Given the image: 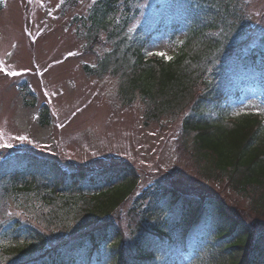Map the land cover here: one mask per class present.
Returning a JSON list of instances; mask_svg holds the SVG:
<instances>
[{"label":"trees","instance_id":"trees-1","mask_svg":"<svg viewBox=\"0 0 264 264\" xmlns=\"http://www.w3.org/2000/svg\"><path fill=\"white\" fill-rule=\"evenodd\" d=\"M239 3L93 0L89 14L75 20L90 38L91 49L104 43L98 36L103 31L117 41L123 52L118 57L120 65L135 72L122 94L139 96L147 120L187 112L184 129L193 135L208 162L198 170L199 177L223 183L224 191L234 192L264 217V117L248 114L225 122L221 111L223 99L238 97L246 84L264 88V36L255 46L250 45L255 37L232 43L240 28L236 20L244 17ZM61 5L67 11L80 3L65 0ZM141 15L146 20L139 27L140 36L137 32L132 39L128 28ZM168 29L172 39L180 30L187 32L179 42V53L145 61L142 49L149 38ZM110 59L104 57L95 74L116 67ZM83 71L94 75L89 63H84ZM133 173L125 166L68 172L58 162L28 152L1 159L3 192L13 194L17 202L37 199L46 207L36 218L42 224L29 219L11 226L14 238L0 245V264H77L86 253L90 264H102L106 258L111 259L109 264H179L178 255L185 257L200 247L202 251L190 264H264V221L250 222L235 208L229 213L221 201L207 204L185 197L181 189L155 185L135 196L138 181ZM132 199L142 207L129 208L131 219L125 228L122 212ZM165 200L172 201V213H183L175 226L183 232V240H174L161 226L169 217L160 206ZM215 219L216 234L202 243ZM53 237L62 239L58 246Z\"/></svg>","mask_w":264,"mask_h":264},{"label":"rangeland","instance_id":"rangeland-1","mask_svg":"<svg viewBox=\"0 0 264 264\" xmlns=\"http://www.w3.org/2000/svg\"><path fill=\"white\" fill-rule=\"evenodd\" d=\"M63 1L0 0V69H5L0 72V160L25 151L35 153L27 151L30 149L40 152L39 157L58 162L68 172L82 169L92 173L125 166L133 169L132 176L138 181L135 196L155 185L181 189L185 197L207 204L221 201L229 213L235 208L250 222H263L264 217L257 215L262 211L247 206L234 192L224 191L223 183L199 177L198 170L206 168L208 162L198 151L193 135L184 129L187 112L147 120L146 106L139 96L122 94L133 69L120 65L118 57L123 52L117 41L103 31L98 36L104 43L91 49L90 38L75 20L89 14L93 0H78L80 5L67 11L61 8ZM239 2L244 17L236 20L240 28L237 36L233 34L232 43L250 42L255 37L250 44L255 46L257 39L264 36V0ZM139 23L142 18L128 28L132 39ZM185 36V30L173 40L157 34L147 44L145 54L175 55L179 52L177 44ZM104 57H110L109 62L117 68L112 65L95 74V67ZM84 63L91 64L94 75L85 74ZM8 71L19 74L9 76ZM241 92L239 99H228V115L240 118L259 113L264 117V88L249 84ZM129 98L134 102L126 104L124 100ZM20 136L26 139L21 141ZM3 190L0 186V245L14 238L9 229L18 220L42 224L36 218L39 210L46 207L37 199L17 202L13 194ZM129 202L122 212L125 228L131 219L129 208L142 207L141 202ZM171 205V200L160 204L169 213L161 226L175 240L182 237L183 232L174 227L183 213H172ZM217 223L218 220L209 226L202 243L216 234ZM53 238L56 246L62 241L60 237ZM201 251L200 247L191 255H178L179 264L193 262ZM87 255L77 264H90ZM110 262L106 258L102 264Z\"/></svg>","mask_w":264,"mask_h":264},{"label":"snow or ice","instance_id":"snow-or-ice-1","mask_svg":"<svg viewBox=\"0 0 264 264\" xmlns=\"http://www.w3.org/2000/svg\"><path fill=\"white\" fill-rule=\"evenodd\" d=\"M70 55H71V53H70ZM161 55H163V54H161ZM0 72H5V69H0ZM18 74H19V73H17V72H12V71H8V72H7V75H9V76H15V75H18ZM18 139L21 140V141H23V140L26 139V137L20 136V137H18Z\"/></svg>","mask_w":264,"mask_h":264}]
</instances>
